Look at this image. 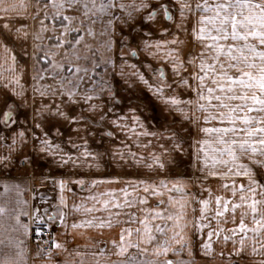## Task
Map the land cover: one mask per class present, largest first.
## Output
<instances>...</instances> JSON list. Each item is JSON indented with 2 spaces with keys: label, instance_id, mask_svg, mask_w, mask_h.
<instances>
[{
  "label": "snow or ice",
  "instance_id": "6c2138e0",
  "mask_svg": "<svg viewBox=\"0 0 264 264\" xmlns=\"http://www.w3.org/2000/svg\"><path fill=\"white\" fill-rule=\"evenodd\" d=\"M0 11L33 22L17 27L6 22L0 30V86L11 89V95L0 94V172L31 165L29 182L38 175L41 186L51 180L53 192L58 189L55 197L28 189L33 198L39 195L41 207L21 199L20 184L0 180V197L7 198L0 203V225L11 233L9 251H0V264H191L183 254L192 256L194 242L205 255L214 251V243L230 242L232 252L219 253L230 259L233 253L242 254L248 241L252 255L261 257L253 264H264V0H15ZM181 33L188 39L182 40ZM86 37L103 38L104 52L112 55L98 56L99 49L87 44ZM17 42L31 61L19 71ZM117 44L125 84L145 86L168 114L191 121L200 139L191 132L186 139L171 129L164 130L166 137L148 131L136 114L138 105L128 106L130 118L117 111L116 94L97 71L100 61L116 67ZM186 44L191 45L186 55L181 47H171ZM81 48L88 55H81ZM142 52L170 67L144 63L142 70L129 59ZM23 76L30 79V95ZM211 121L219 124L200 126ZM121 133L132 143L119 141ZM140 137H164L169 143L145 157L132 150L133 145L152 146V140L142 143ZM93 138L101 144L107 138L113 147L93 151ZM183 155L202 174L198 187L195 180L172 171ZM105 156L131 157L132 167L139 171L143 166L154 178L133 175L121 188L93 191L120 179L81 174L99 169ZM41 160L47 161V173L37 167ZM252 165L260 166L261 179ZM53 167L61 171L59 176L53 175ZM210 177L221 181L218 191L205 189ZM70 184L87 188L89 195L69 204L65 192L72 191ZM205 190L207 196L202 195ZM12 191L17 193L14 199L9 197ZM149 197H161L157 207H143ZM136 207L142 216L132 211ZM77 215L80 219L70 222ZM57 222L65 235L69 228H118V238L94 241L85 246L91 251L82 252L79 246L69 251L66 242L50 236L36 245L33 258L25 239L31 225L36 223L40 233L41 224ZM229 223L232 227H225ZM53 249L67 253L66 258L54 261Z\"/></svg>",
  "mask_w": 264,
  "mask_h": 264
},
{
  "label": "rangeland",
  "instance_id": "374dc122",
  "mask_svg": "<svg viewBox=\"0 0 264 264\" xmlns=\"http://www.w3.org/2000/svg\"><path fill=\"white\" fill-rule=\"evenodd\" d=\"M49 26L51 28V21H49ZM97 31H99V25H97ZM49 35H52V32L50 31L48 33ZM74 35V34H73ZM135 35V34H133ZM157 38H169V37H157ZM180 38L182 40H187L188 38L184 36L183 33L180 34ZM103 38H97L93 39L91 37H86V43L93 45L95 48L99 49V52L97 53L98 56H107V55H112V54H106L103 50V46L100 43V40ZM132 47L135 46V44L131 45ZM171 47H181L183 53L186 55L191 47L190 44L186 45H172ZM30 51L31 45H30ZM128 49L125 48V51ZM119 52H120V46L117 44L116 49H115V59L116 61L120 60L119 59ZM81 55H88L87 52L84 51L83 48H81ZM130 61L132 60L133 63H137L141 66L143 70V64L144 63H152L154 66H159L160 63H164L166 69L169 68L170 66L167 65L166 62L164 61H156L152 58H147L145 55H140L139 57H129ZM98 73L100 77L103 79L107 80L110 89L115 92L116 94V100L113 101L116 109L118 112H123L126 113L129 118L133 115L131 112H128V106L131 104L132 106H139L137 115L141 117L142 122L144 123L145 128L150 131V132H157L161 133L164 132L165 129H171L172 131H177L179 132L180 135L184 136L186 139L189 136V132L193 134V138L195 139H200L201 135L196 134V129L194 126H192L191 121H185L181 119V116L179 113L172 115L168 114L161 103L157 101L154 97L151 96V94L148 92L146 88V98L142 97L141 95H138L137 91L131 90L126 84H124V79L121 77H116L114 68L111 65L105 66L103 61H100V67L98 68ZM146 75H149L147 71H145ZM184 95L191 96L192 93L185 92L183 93ZM228 103L229 101H225ZM213 103H218L216 101H213ZM231 103H239V101H231ZM4 110V106H2V109ZM226 111V109H225ZM17 112L19 115H22L23 112L18 108ZM198 115H202L198 113ZM129 123H131V120L129 119ZM218 121H211L208 125H204L201 123L200 126H215L218 125ZM113 131H118V129L113 128ZM167 136V132H164V137ZM162 137L161 139L157 140L156 137H140L141 142H145L146 140L150 139L152 140V146L148 149H140L135 147L133 145L132 150L136 151L138 153H142L145 157H147L148 152L152 151L153 148L156 149L157 152L161 151L159 148V144H168L169 141ZM97 138H93V141L91 142V148L93 151H101L103 152L106 147H113V141L109 139H105L103 143H97L96 142ZM119 141H125L129 144L132 143V139L126 137L124 134L119 135ZM117 141V143L119 142ZM185 147H189V145H185ZM125 152H127V149H124ZM175 156V154H173ZM189 156L183 155L180 156L174 166L172 168L173 172H180L185 174L187 178L193 179L196 181V187L199 186L200 179L202 177V174L198 172L196 169H193L191 164L189 163ZM169 163H172L169 161ZM253 169L258 173L257 178L261 179L260 176V166L259 165H252ZM21 167L23 169H26V171L29 170V173L31 171V165L25 166L21 164ZM38 168L42 167L43 171L47 173L48 171L45 170V167H47V161L41 160L40 165L37 166ZM64 173L68 172V170H62ZM53 175L59 176L61 174V171L55 170L52 171ZM82 175H86L87 179H91L93 176L98 177V178H104V177H113V176H119L120 179L119 181H112V182H105L101 184L97 189H94L93 191H106L108 188H121L124 186V183L129 180V178L133 175L137 176L138 178H154V173L143 168V166H140L139 171H137V168L132 167V159L129 157L127 160H120V159H110V157L105 156L104 160L101 162V167L99 169H93L91 173H87L86 170L81 171ZM30 178V174L28 175ZM38 178V184L36 186H31L30 188L33 191H36L38 193H43L47 197H55L58 195V189L56 192H53L52 190V184L51 180H48L45 182L42 186L40 184V180L42 179L37 175ZM36 178V180H37ZM239 180H243L246 183V178H239ZM238 180V182H239ZM221 181H219L217 178H209L207 181L204 182L205 189L208 186H211L214 191H218V185ZM264 182V180H262ZM69 188L72 189V191H66L65 195L68 197V202L71 204L72 202H79L81 198H86L89 195V192L87 188L85 190H81L79 185L76 184H70ZM189 190H193L192 187L189 188ZM141 194H143L141 192ZM174 196H179V193H172ZM203 196H207V191H203L202 193ZM26 198L29 199L30 203L32 205L40 204L41 207L45 206L43 202L40 200L39 195H37L35 198L32 197V191H28ZM166 199V196L164 197ZM161 199V197H149L148 204L144 205L143 207H151L155 208L158 206L157 202L158 200ZM53 204L56 203L55 199H52L51 201ZM160 207H165L164 205H159ZM198 204L196 205V207ZM132 211H136L139 216H142L143 213L139 210V207L133 208ZM196 215H199V209L197 208V213ZM239 216V211L237 212V217ZM73 219H80V217L77 215L74 218H69L70 222H72ZM32 229L29 235V244L30 246L34 249V253L36 250V237H34V234L37 233L36 228L37 224L33 223L31 225ZM136 225H133L135 227ZM41 228L45 227H51L54 229V231L57 229V224H54L50 226L47 223L41 224ZM226 227H232V224L229 223ZM56 233V232H55ZM101 241H106V240H101ZM109 241V240H108ZM100 247H103V245H99ZM109 247V245H108ZM221 251H224V249H219L215 250L216 253H219ZM230 251V250H228ZM227 251V252H228ZM214 252V251H213ZM226 252V253H227ZM232 252V251H230ZM200 255H199V254ZM55 255V250H53V256ZM185 259L191 260V264H202V262L205 261L206 264H210V262L207 261L208 257L200 251L199 248V243L194 242L193 245V254L191 257L187 255V252L183 254ZM232 257V256H231ZM238 256H234L231 259H226L225 257H219L217 259H214L212 264H240L239 259L237 258ZM174 258V257H172ZM204 263V264H205Z\"/></svg>",
  "mask_w": 264,
  "mask_h": 264
},
{
  "label": "crops",
  "instance_id": "0c3cea01",
  "mask_svg": "<svg viewBox=\"0 0 264 264\" xmlns=\"http://www.w3.org/2000/svg\"><path fill=\"white\" fill-rule=\"evenodd\" d=\"M15 0H3V3H0V9H3L6 5H10L12 3H14ZM15 16V13L12 11L9 12H3L0 11V30H3V25L8 22L10 23L13 27H17L19 26V24L22 23H29V24H33V22L31 20H23V19H13V17ZM34 27V25H33ZM14 39V37H13ZM30 45H31V41H29V45L27 50L30 52ZM0 52H2V49H0ZM14 52L17 55V59L19 61V63L17 64V70L19 71L24 64H29L31 63L30 60H28L27 57L24 56V50L21 48L19 42H17L14 46ZM143 54V52L141 53V55ZM144 55V54H143ZM131 62H133L131 60ZM120 64L121 61L118 60L116 61V67L114 68V72L116 77H121L122 79H124V81L127 79V77H122L119 75L121 68H120ZM125 71H128L129 69L125 68ZM22 81L26 83V87H28V94H31V87H30V79L28 76H23L22 77ZM125 84V82H124ZM131 89V88H130ZM131 90L137 91L138 95H141L142 97L146 98V87L143 86L142 84L137 83L135 87H133ZM0 94H8L11 95V89H5L2 86H0ZM38 98V97H37ZM16 100L18 101L19 98L17 97ZM3 105H0V110L2 109ZM45 161V160H43ZM46 171H49L48 166L45 167ZM57 170L55 167L52 168V171ZM62 170H68V169H62ZM29 170L26 171V169H23L20 166H14L11 169H8L4 172H0V180H8L10 183H18L21 186V190H20V196L21 199H28L26 198L28 189L32 186H36L38 184V178L37 180H31V182H29L30 178H29ZM0 192H3V184L0 183ZM17 196V193L15 191H12L9 193V197L10 198H15ZM5 199L4 197H0V203L4 202ZM29 200V199H28ZM31 204V203H30ZM214 207V204H213ZM197 208L199 209V205L197 206ZM239 217V216H238ZM23 220L27 221V217H22ZM238 222V220H237ZM57 224V229L55 230V239L60 241V242H66V246L68 248L69 251H72L74 249H77L78 246V250L82 251V252H87V251H91L92 248L91 247H85L86 245L88 246H93V242L94 241H101V240H110L111 238H113V236L115 235L116 238H118V232L119 229L118 228H114L111 230L108 229H93V228H79V229H68V234L65 235L64 234V229L59 225V223H55ZM213 227H215V221H212ZM229 225V224H227ZM225 225V227L227 226ZM4 225H0V239L4 240L5 243L0 245V251H4L7 252L9 251V245L7 243V237L11 235L10 232L5 230ZM32 227V226H31ZM227 228H231V227H227ZM32 229V228H31ZM206 231L205 230V236H206ZM31 232V230H30ZM83 233V234H81ZM30 235V233H29ZM29 235L25 238L27 240V244H28V249L29 251L33 254V258H34V249L30 246L29 244ZM213 239L215 240V237H213ZM100 246H96V250H98ZM111 247V245L109 244V248ZM214 247V252H212L210 255H206L208 257L207 261L210 262V264H212L214 261V259H217L219 257L218 253L215 252V250H219V249H224L223 252H227L228 250L232 251L233 249V245L229 242L227 244V246H223L220 243H214L213 245ZM55 250V255L53 256L54 261L56 262H62L66 256L67 253L62 252L60 249H53ZM201 251V250H200ZM228 251V252H230ZM202 252V251H201ZM227 252V253H228ZM199 254V253H198ZM200 255V254H199ZM234 256H238L237 258L240 261V264H253V262L255 260H259L261 257L259 256H253L251 253V242L248 241L243 253L240 255H237L235 253H233L232 257ZM231 257V258H232ZM73 258L76 261H79L80 257L76 256L75 254L73 255ZM113 259H115L116 257H112ZM230 258V259H231ZM204 262H202V264H204ZM215 263L217 264V262L215 261ZM206 264V263H205Z\"/></svg>",
  "mask_w": 264,
  "mask_h": 264
},
{
  "label": "built area",
  "instance_id": "2783aa9c",
  "mask_svg": "<svg viewBox=\"0 0 264 264\" xmlns=\"http://www.w3.org/2000/svg\"><path fill=\"white\" fill-rule=\"evenodd\" d=\"M43 231L40 232V233H35L34 234V237H36V244L38 243H43V240L45 239H49L50 236H54L55 235V231L53 228L51 227H45V228H42ZM51 246V242H49L48 245H45L44 247L47 248V247H50Z\"/></svg>",
  "mask_w": 264,
  "mask_h": 264
}]
</instances>
